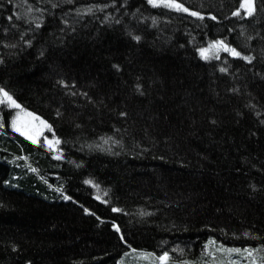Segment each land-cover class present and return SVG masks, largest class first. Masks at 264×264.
Wrapping results in <instances>:
<instances>
[{"label": "trees", "instance_id": "obj_1", "mask_svg": "<svg viewBox=\"0 0 264 264\" xmlns=\"http://www.w3.org/2000/svg\"><path fill=\"white\" fill-rule=\"evenodd\" d=\"M243 4L0 0V264H264V0Z\"/></svg>", "mask_w": 264, "mask_h": 264}, {"label": "rangeland", "instance_id": "obj_2", "mask_svg": "<svg viewBox=\"0 0 264 264\" xmlns=\"http://www.w3.org/2000/svg\"><path fill=\"white\" fill-rule=\"evenodd\" d=\"M15 128L21 132L22 135L30 137V139L38 141L44 134L45 127L42 121L37 120L35 117L30 115H20L17 118V122L14 124ZM144 257V255H142ZM167 256V255H164ZM162 256V257H164ZM168 257V256H167ZM160 264H164L167 260L158 259ZM155 259L149 255V264H153ZM125 264V262H123Z\"/></svg>", "mask_w": 264, "mask_h": 264}, {"label": "snow or ice", "instance_id": "obj_3", "mask_svg": "<svg viewBox=\"0 0 264 264\" xmlns=\"http://www.w3.org/2000/svg\"><path fill=\"white\" fill-rule=\"evenodd\" d=\"M149 3L155 4V0H149ZM168 6H174L177 9H181L182 8V6L179 5V4L168 5ZM242 7L246 8L248 15H252L253 12L255 11L254 0H244V4L242 5ZM183 10L187 11V9H183ZM236 14L239 15V13H236ZM193 15H196V13H193ZM137 39H139V38L137 37ZM218 44L223 46L225 51H230L235 56H239L240 55V53L237 52L235 49H229V48H227V46L223 45V41L218 42ZM245 59H249V58L245 57ZM0 91H2V90H0ZM3 96L6 97L9 101H11V103L14 106L19 107V105L15 104V101L12 100V98L8 95L7 92H4ZM114 211H115V209H114ZM161 259L162 260H167V256L161 257Z\"/></svg>", "mask_w": 264, "mask_h": 264}]
</instances>
